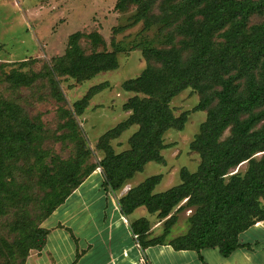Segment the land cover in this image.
Returning <instances> with one entry per match:
<instances>
[{
    "label": "trees",
    "instance_id": "1",
    "mask_svg": "<svg viewBox=\"0 0 264 264\" xmlns=\"http://www.w3.org/2000/svg\"><path fill=\"white\" fill-rule=\"evenodd\" d=\"M156 2L118 0L116 8L123 10L130 3L138 4L133 24L144 20L146 27H150L155 21L167 20L171 16L168 13L152 14ZM164 4L176 15L184 16L179 30L187 37L183 47L192 51L191 57L185 60L175 46L145 49L147 57L160 65H148L138 76L123 82L125 91L135 92L123 105V109L130 113L102 135L99 146L106 155L98 164L84 168L90 151L80 147L75 159L58 160L56 169H50L44 163L45 152L39 153L35 145L43 139L37 132L39 126L28 121L18 104L0 97V205L18 194L9 186L14 185V180L7 181L11 162L32 150L38 154L37 160L48 188L43 198L45 213L42 223L98 167L104 173L108 188L113 191L124 188L148 162H165L162 150L169 146L164 142L165 131L185 127L189 112L176 116L170 107L172 98L186 88L205 93L215 83L220 87L215 96L205 94L194 108L207 110V119L191 142V149L201 157L197 171L183 167L181 182L161 192H155V188L162 181V174L152 175L131 187L119 203L125 214L145 206L149 213H157L159 218L169 216L167 230L161 235L151 234L147 217L132 222V230L138 234L143 246L168 241L176 249L218 247L224 256H228L243 246L240 234L264 219V154L259 159L253 157L264 151V125L257 129L264 121V21L249 24L254 14L264 11V0H184L171 6H168L170 1ZM216 33L222 38L219 47L215 42ZM84 37L94 45L105 44L99 32L72 33L66 53L57 58L55 71L84 80L118 67L115 50L86 54L80 44ZM20 65V69L2 71L0 81L5 80L18 88L30 86L46 76L43 72L30 74L22 71L27 61ZM3 66L0 64V68ZM241 79L245 80L244 93L240 91ZM103 86L95 85L74 102L77 114L84 112L90 99L103 90ZM216 98L217 105L210 107ZM132 125H139V128L130 138V148L116 153L110 140ZM228 128L230 136L222 139ZM244 161L248 162L244 173L230 174ZM186 206L195 208L190 230L168 239L178 212ZM47 234L43 225L32 228L19 240L24 254L43 248Z\"/></svg>",
    "mask_w": 264,
    "mask_h": 264
},
{
    "label": "rangeland",
    "instance_id": "2",
    "mask_svg": "<svg viewBox=\"0 0 264 264\" xmlns=\"http://www.w3.org/2000/svg\"><path fill=\"white\" fill-rule=\"evenodd\" d=\"M171 5L184 0H157L152 14H171L167 20L155 21L146 27L141 20L133 24V17L139 6L130 3L123 10L117 9L118 0H0V68L9 72L21 68L20 63L27 61L22 71L45 73L30 86L15 88L11 83L0 81V97L18 104L28 121L37 125L42 141L35 143L39 153L45 152L44 163L56 169L58 160H73L78 156L80 147L89 149L85 166L98 164L106 155L99 146L102 135L119 122L126 119L130 112L123 109L124 103L135 92L123 89V82L138 76L148 65L159 67L153 58L147 57L145 49L177 47L185 60L192 51L183 47L186 36L180 33L183 15H176ZM167 10L166 11H164ZM264 21V11L250 18V25ZM99 32L105 44L94 45L89 38H82L80 44L86 54L96 51H116L118 67L100 72L95 76L79 80L68 74L55 71L57 58L64 55L68 48L69 36L76 32ZM217 47L222 43L219 33L215 35ZM234 73L235 70H232ZM240 91L244 93L245 80L241 79ZM103 84L104 89L96 93L82 114H77L74 102L83 98L92 87ZM219 85L212 83L207 92L186 88L170 101L174 114L179 116L189 112L188 120L182 130L169 128L165 131L164 142L169 146L162 150L164 163L148 162L144 170L130 179L140 184L152 175L162 174V181L155 192L167 190L181 182L183 167L195 172L201 162L200 154L191 149V142L200 132L201 124L207 119V110H195L205 94L215 96ZM217 98L210 107L217 105ZM264 125L261 122L257 129ZM139 125H132L121 135L110 140L116 153L130 148V138ZM231 134L228 128L222 139ZM41 151V152H40ZM264 151L253 157L259 159ZM34 150L23 153L13 160L7 172V181L14 185L10 188L18 192L0 205V264H23L25 255L20 239L29 231L42 226L44 216L43 198L48 191L46 178ZM248 162L244 161L230 174L246 171ZM185 202V201H184ZM183 202V203H184ZM145 207V206H144ZM145 209V208H144ZM147 210V209H146ZM195 208L186 206L178 212L177 222L170 227L168 239L187 233L191 228V216ZM161 235L166 230V219L157 213L146 216ZM27 256V257H26ZM25 259V262H26Z\"/></svg>",
    "mask_w": 264,
    "mask_h": 264
},
{
    "label": "crops",
    "instance_id": "3",
    "mask_svg": "<svg viewBox=\"0 0 264 264\" xmlns=\"http://www.w3.org/2000/svg\"><path fill=\"white\" fill-rule=\"evenodd\" d=\"M134 185L129 180L113 191L105 185L102 169L96 168L43 221L46 243L24 264H264V219L240 234L243 246L228 256L218 247L176 249L168 241L143 246L131 225L147 216L146 207L125 214L119 203ZM158 231L154 226L150 232Z\"/></svg>",
    "mask_w": 264,
    "mask_h": 264
},
{
    "label": "built area",
    "instance_id": "4",
    "mask_svg": "<svg viewBox=\"0 0 264 264\" xmlns=\"http://www.w3.org/2000/svg\"><path fill=\"white\" fill-rule=\"evenodd\" d=\"M135 237L138 238L139 237L138 234H135Z\"/></svg>",
    "mask_w": 264,
    "mask_h": 264
}]
</instances>
